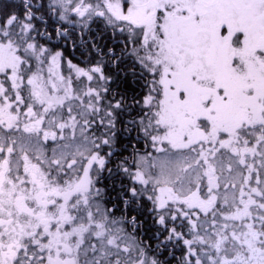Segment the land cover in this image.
Instances as JSON below:
<instances>
[{
	"label": "snow or ice",
	"instance_id": "obj_1",
	"mask_svg": "<svg viewBox=\"0 0 264 264\" xmlns=\"http://www.w3.org/2000/svg\"><path fill=\"white\" fill-rule=\"evenodd\" d=\"M0 264H264V0H0Z\"/></svg>",
	"mask_w": 264,
	"mask_h": 264
},
{
	"label": "trees",
	"instance_id": "obj_2",
	"mask_svg": "<svg viewBox=\"0 0 264 264\" xmlns=\"http://www.w3.org/2000/svg\"><path fill=\"white\" fill-rule=\"evenodd\" d=\"M75 55H77V56H78V53H77V54H75Z\"/></svg>",
	"mask_w": 264,
	"mask_h": 264
}]
</instances>
